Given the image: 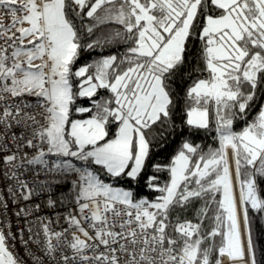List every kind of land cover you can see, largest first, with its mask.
Listing matches in <instances>:
<instances>
[{
  "label": "snow or ice",
  "instance_id": "6c2138e0",
  "mask_svg": "<svg viewBox=\"0 0 264 264\" xmlns=\"http://www.w3.org/2000/svg\"><path fill=\"white\" fill-rule=\"evenodd\" d=\"M0 264H264V0H0Z\"/></svg>",
  "mask_w": 264,
  "mask_h": 264
},
{
  "label": "trees",
  "instance_id": "16d2710c",
  "mask_svg": "<svg viewBox=\"0 0 264 264\" xmlns=\"http://www.w3.org/2000/svg\"><path fill=\"white\" fill-rule=\"evenodd\" d=\"M82 61H88V62H90V54L86 52L83 55V57H82ZM82 103L87 104V100H83ZM198 142H202V141H198ZM165 155H157L156 156V160L157 161H163L165 159Z\"/></svg>",
  "mask_w": 264,
  "mask_h": 264
}]
</instances>
